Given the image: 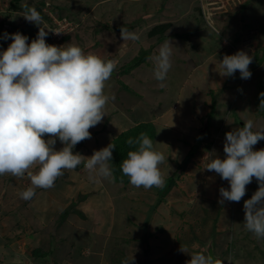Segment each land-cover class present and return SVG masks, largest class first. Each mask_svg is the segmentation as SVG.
I'll use <instances>...</instances> for the list:
<instances>
[{
  "label": "rangeland",
  "instance_id": "rangeland-1",
  "mask_svg": "<svg viewBox=\"0 0 264 264\" xmlns=\"http://www.w3.org/2000/svg\"><path fill=\"white\" fill-rule=\"evenodd\" d=\"M13 1L0 0V25L4 22L9 26L8 34L28 36L30 44L39 28L24 19L22 9L10 8ZM203 3L211 28L195 19H202L195 12L201 9V0H20L19 7L26 4L40 12L41 26L50 34L47 44L67 47L72 43L85 54L115 60V73L129 71L134 60L144 58L145 50L160 34L154 32L159 27L164 25L167 35L179 34L181 38L166 40L173 47L165 87L154 78V62L149 59L161 45L156 46L146 64L132 67L133 62L130 72L105 82L104 94L109 97L105 116L89 129L91 138L73 149V154L93 155L128 124L152 122L156 128L153 146L165 157L159 165L164 186L146 190L127 184L118 188L113 186L115 180L95 184L80 166L82 161L79 166L84 169L64 170L54 187L36 188L33 199L26 201L19 193L31 186L27 175L0 176V264H90L86 255L93 253L100 242L107 247V259L124 255L129 264H187L189 252L204 254L202 246L208 245L211 237L214 245L217 242V255L227 251L222 264L229 263L230 257L232 264H264V240L241 224L245 223L244 202L258 190L257 181L253 178L246 186L240 202L225 201L221 205L219 189L229 188V183L205 170L213 150L224 158L227 132L243 127L247 120L253 121L254 131L264 129V111H258L264 85V0ZM44 16L51 18L55 27L57 22L62 23L67 38H56ZM123 26L135 32L139 40L124 41L120 34ZM150 32L152 39L148 38ZM11 43L10 39H1L0 52ZM241 50L253 57L249 65L252 76L241 79L237 71L229 79L233 85L224 89L226 76H222L220 62L224 55ZM203 62L204 69L196 72L195 65ZM218 75L222 77L220 83ZM214 103V116L207 119L209 131L207 128L198 148L200 130L205 129L206 116L213 111ZM63 146L57 139L54 149L59 151ZM260 149H264L262 141L254 146V150ZM38 169L39 165H33L29 170L35 173ZM172 177L174 186L167 191L164 187ZM125 189L129 194L123 192L119 198L118 191ZM145 225L147 231L154 230L148 233V259L144 254ZM176 229L177 242L185 252L179 251L180 259L165 261L167 249L172 251L174 246ZM220 239L225 240L221 243ZM38 248L50 252L49 258L31 261L32 252ZM81 248L84 259L79 257Z\"/></svg>",
  "mask_w": 264,
  "mask_h": 264
},
{
  "label": "clouds",
  "instance_id": "clouds-1",
  "mask_svg": "<svg viewBox=\"0 0 264 264\" xmlns=\"http://www.w3.org/2000/svg\"><path fill=\"white\" fill-rule=\"evenodd\" d=\"M201 1L200 14L211 28ZM22 16L39 28L30 44L29 37L19 32L4 33L0 37L12 40L7 50L0 52V176L27 175L31 186L19 193L26 201L33 199L36 188L54 187L64 170L74 169L82 161L90 182L114 180L110 167L115 149L112 143L94 151L91 157L73 154V149L90 139L89 129L103 120L109 100L104 94L105 82L112 77L117 61L85 54L72 43L67 47L49 45L45 39L49 33L41 26L40 12L25 4ZM120 34L124 41L139 40V36L126 26L120 28ZM172 47L170 40L165 41L158 53L149 58L154 62L153 74L161 82L160 87L166 86L164 81L172 66ZM252 60L253 57L242 50L234 55H224L220 62L222 76L231 77L239 71L241 79H250ZM259 98L258 111H264V92ZM111 99L115 100V97ZM253 127V121L247 120L243 127L227 132L224 158L213 150L208 155L205 170L215 172L229 183V188L219 189L221 205L225 201L240 202L246 195V186L255 178L258 190L244 202L243 224L257 239L264 240V149L254 150V146L264 140V129L253 131ZM45 136L49 138L46 140ZM57 139L64 145L59 151L54 149ZM127 143L136 149L128 151L120 165L129 183L146 190L163 187L165 180L159 165L165 157L155 150L152 139L141 133L134 139L129 138ZM33 165H39L35 173L29 170ZM181 251L185 252L182 247ZM190 256L187 264H222L212 253ZM121 264L129 262L124 260Z\"/></svg>",
  "mask_w": 264,
  "mask_h": 264
},
{
  "label": "trees",
  "instance_id": "trees-1",
  "mask_svg": "<svg viewBox=\"0 0 264 264\" xmlns=\"http://www.w3.org/2000/svg\"><path fill=\"white\" fill-rule=\"evenodd\" d=\"M19 3H20V0L13 1L11 3V5H10L11 6L10 8L12 10H18V11H21V9L23 10V8L18 6ZM37 8L39 9V6ZM198 10L197 11L200 13L201 9L199 8ZM200 17L203 19L202 15ZM44 18L46 19V21L49 22L50 30H53V28L55 27V24L53 25V20L51 18H48L47 16H44ZM204 22L205 21L203 19L202 24ZM8 29H9V26L7 24H5L4 22H2L1 25H0V37H3L5 32L9 33ZM166 30H167V27H165L163 25V26L159 27L158 31H154V32L160 33L159 36L157 37L155 43L152 46L148 47L147 50H145V55H144L143 59L137 58L136 60L133 61L134 62L133 66H132L133 62L130 64V69L132 67H135V66L146 64L147 63V58H149V55H152V53H153L154 49L156 48V46H160L161 44H163L169 38H172V37L181 38V36L179 34L167 35L165 33ZM152 33L151 32L149 33V35H148L149 39L153 38L154 35H152ZM49 37H50V34H48V36L45 39H47ZM65 38H67V37H65ZM0 41H1V39H0ZM130 69H129V71L124 72V74L130 72ZM261 88H262L261 91L263 92L264 91V85ZM212 108H213V111L207 116V118H209V119L213 118V116H214L215 103H214ZM257 115H259V114H257ZM261 116H263V115L261 114ZM207 126H208V130H207V132H208L210 126H209V124H207ZM141 133L147 134L149 136V138L152 139L153 143L155 142V139H156V128H155V126H154V124L152 122L138 123L136 126H134L133 128L128 129L127 131L123 132L117 138H115L114 140H112L110 142V143H112L115 146V149L113 150V157H112V160H111V163H110V167L112 168L114 180H115L116 183L125 184V185L129 184L128 177H126V176H124L122 174L120 165L123 162V160L127 158L128 151L136 150L134 146H129L128 145V143H127L128 139L129 138H133L134 139V138L138 137ZM202 135H204V134H202ZM203 139H204V136H203ZM84 142H85V140L83 141V143ZM262 142H264V140H262ZM196 146L198 148L201 147V145H198V144H196ZM174 180L175 179L173 177L170 178L169 180H167V184L164 187V188H166L167 191H169L170 189L173 188L174 185H173L172 181H174ZM249 197L250 196L248 195L247 198H249ZM32 253L33 254L31 256V260H33V261H38V260H43L44 261V259H48L49 255H50V252L49 253L48 252L45 253V252L41 251V249H39V248L34 250ZM144 254H145L146 259H148V256H149L148 252L146 251V252H144ZM221 255L222 256H221L220 261L222 262L223 259L226 258L227 251L223 252ZM123 257H124V255L122 257H120V258L113 257L112 260L109 258V260H110L109 263L110 264H121L122 261L127 260V259H123Z\"/></svg>",
  "mask_w": 264,
  "mask_h": 264
},
{
  "label": "crops",
  "instance_id": "crops-1",
  "mask_svg": "<svg viewBox=\"0 0 264 264\" xmlns=\"http://www.w3.org/2000/svg\"><path fill=\"white\" fill-rule=\"evenodd\" d=\"M171 2H175V1H171ZM167 6H169V5H167ZM193 8V7H192ZM196 9V8H195ZM195 12L198 14V15H200V13L198 12V11H196L195 10ZM194 18V17H193ZM195 19L196 20H198V21H200V22H203V19H198V18H196L195 17ZM205 23V22H204ZM206 24V23H205ZM202 25V24H201ZM201 25H199V27L201 26ZM235 25V23L233 24V26ZM198 26V25H197ZM209 27V26H208ZM210 28V27H209ZM162 45V44H161ZM204 65H205V62H203V63H197L196 65H195V71L196 72H200V71H198L197 69L198 68H201V69H204L203 67H204ZM223 75V74H222ZM224 77V76H223ZM220 78H221V80H222V77L221 76H219L218 75V82H219V80H220ZM224 79H225V84H224V89H226V88H229L231 85H233L232 83H230V77H224ZM206 80H210V79H208V77H206ZM228 82V83H227ZM220 83V82H219ZM221 89H223V88H221ZM212 107H213V105H212ZM213 110V109H212ZM212 112V111H211ZM208 116V115H207ZM207 116H206V119H205V121H206V123L207 124H209L210 123V121H207ZM212 119V118H211ZM138 123H136V124H134V126H136ZM207 124H206V126L204 127V128H206L207 127ZM133 125H131V124H128L127 126H126V128H124V129H122L119 133H117L115 136H114V138H112V139H109L108 141H106V143L103 145V147L101 148V149H103L106 145H107V143L109 142H111L112 140H114L115 138H117L120 134H122L123 132H125V131H127L128 129H131V128H133L134 127ZM210 126V125H209ZM203 130L204 129H201L200 130V133H203ZM100 149V150H101ZM92 155H90V156H86V157H91ZM80 166H84V162H83V164H81ZM79 165L77 166V169H79V170H81V169H84V168H81ZM96 184V183H95ZM130 184V183H129ZM128 184V185H129ZM114 185H116L118 188H122V187H128V185L127 186H125L124 184H120V183H116V182H113V186ZM121 186V187H119V186ZM123 185V186H122ZM123 188V189H124ZM52 191V190H51ZM51 191H49V192H51ZM132 191V190H131ZM101 192H102V190H101ZM119 192V194H118V197L120 198L121 196H123L121 193H123V192H126L125 193V195L126 194H129V192L127 191V189H125L124 191H118ZM133 192V191H132ZM106 193H108V191L106 192ZM133 194V193H132ZM113 198V197H112ZM251 197H249V198H247L246 197V200H248V199H250ZM115 199V198H114ZM126 201H128V200H126ZM170 207H172V205L170 204L169 205ZM243 209V208H242ZM183 214V213H182ZM147 218L148 217H146V219L145 220H147ZM180 222H181V220H180ZM151 223V222H150ZM145 224V223H144ZM242 224V223H241ZM133 225V224H132ZM131 225V226H132ZM242 228V227H241ZM114 229L115 228H113L112 229V231L114 232ZM244 230V229H243ZM154 230H149V231H147L146 230V225H145V227H144V242L147 244V247H145L146 249H145V251L144 252H148V255L151 253V248H150V241H149V235H148V233L149 234H152V232H153ZM217 231H219V229L217 230ZM119 232H120V230H119ZM180 232V231H179ZM181 232H182V230H181ZM178 235V231H177V229L175 230V233H174V236H175V238H174V246L172 247V251H170V249H167V251H166V253H165V257H166V260L165 261H170V260H174V259H180V258H182V254H180V253H182V252H179L180 250H181V245L180 244H178V242H177V239H176V235ZM228 238H226V240H227ZM221 240V239H220ZM225 239H223V241H224ZM223 241L221 240L220 242L221 243H223ZM229 241H230V238H229ZM216 244H217V242H216ZM219 244V243H218ZM231 244L233 245V239H232V242H231ZM202 246V245H201ZM84 248V247H83ZM83 248H81L80 250H79V257H81L82 259H84L85 258V256H84V254H83V251H82V249ZM97 249L96 250H94V252L93 253H88L89 255H88V257H87V255H86V258L85 259H87V260H90V264H110L109 262H110V260L109 259H107V257L105 256L106 255V253H104V251L106 250V248H105V245H103V243L102 242H100L99 243V245L96 247ZM105 248V249H104ZM216 248H215V252H216ZM202 251H203V249H202ZM107 252V251H106ZM194 252H189V255H192ZM185 254V253H184ZM195 254V253H194ZM205 254V253H204ZM222 253H219L218 254V256H222L221 255ZM206 255V254H205ZM217 255V254H216ZM93 256H95L94 258H92ZM96 256H98V261L96 262L95 261V259H96ZM164 256V255H163ZM207 256V255H206ZM156 258H160V257H156ZM230 259L232 260V258L230 257ZM32 261V260H31ZM147 261V260H146ZM163 261H164V259H163ZM30 262V261H29ZM238 264V263H237Z\"/></svg>",
  "mask_w": 264,
  "mask_h": 264
},
{
  "label": "water",
  "instance_id": "water-1",
  "mask_svg": "<svg viewBox=\"0 0 264 264\" xmlns=\"http://www.w3.org/2000/svg\"><path fill=\"white\" fill-rule=\"evenodd\" d=\"M124 72H127V70L124 69V70H122V71H120V72H117V73H115V71H114L112 77H114V78L117 77V80H118V79H120V76H121ZM205 132H206V129L203 130V133H205ZM203 133H202V134H203ZM202 138H203V136H201V137L199 138V140H198V144H199V145L202 144V140H203ZM202 249H203V252H204L206 255H208L209 253H212V254L216 257V259H218V260L221 259V257L218 256V255H216V252H215L214 237H211V242H210L208 245L202 246Z\"/></svg>",
  "mask_w": 264,
  "mask_h": 264
},
{
  "label": "built area",
  "instance_id": "built-area-1",
  "mask_svg": "<svg viewBox=\"0 0 264 264\" xmlns=\"http://www.w3.org/2000/svg\"><path fill=\"white\" fill-rule=\"evenodd\" d=\"M54 20H55V19H54ZM61 26H62V23L57 22V23H56V27L53 28V30H50L51 32L54 31V33H55L54 35L56 36V38L58 37L59 40L64 39V37L66 36V33H64V29H66V27L64 26V28H61ZM54 38H55V37H54ZM227 264H232V263H231V259H230V262L227 263Z\"/></svg>",
  "mask_w": 264,
  "mask_h": 264
}]
</instances>
